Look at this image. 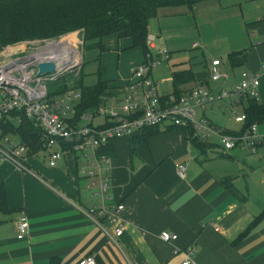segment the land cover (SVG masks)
<instances>
[{"label":"crops","instance_id":"crops-1","mask_svg":"<svg viewBox=\"0 0 264 264\" xmlns=\"http://www.w3.org/2000/svg\"><path fill=\"white\" fill-rule=\"evenodd\" d=\"M227 2L229 6L239 4L240 14L227 15L228 27L221 37L214 38L216 49L205 70L173 59L165 51L167 61L152 67L149 76L164 99L174 91L184 94L202 83L217 93L226 85L237 84L242 71L257 73L254 124L264 134V0ZM168 8H160L157 15L185 11ZM152 21L148 35L154 34L155 44L164 50L158 42L160 31L154 26L158 23ZM119 39L126 41L123 49L127 52L118 49L116 72L110 73L104 66L113 55H106L109 48L105 38L97 70L116 93L103 97L94 112L83 114L78 121L67 112L71 123L104 126L107 120L97 112L121 104L126 85L134 81L131 69L146 59L139 47L131 46L129 38ZM242 50L245 57L232 65L229 55ZM151 53L156 56L155 51ZM214 70L226 73L227 80H210ZM184 71L192 73L188 81L174 85L173 73ZM239 101L231 98L226 103L233 110L234 105L243 107ZM215 104L217 101L208 105L210 111ZM210 111L202 110L199 118L231 131L221 127V121L210 119ZM233 123L239 127L232 131L239 130L241 123ZM199 141L200 149L183 130L169 125L110 140L111 155L107 156L111 184L105 202L91 196L88 178L77 177V169L86 162L78 153L63 154L50 168L47 152L38 151L40 156L26 157L27 172L8 162L0 163V184L5 187L10 209L0 212V264H79L88 256L94 257V264H180L188 247L195 249L196 264H264V145L252 153L240 146L223 151L216 136ZM180 163L185 165L183 178L176 174ZM118 203L123 205L119 237L113 236L108 221H103L105 234L82 212L102 204L112 208ZM21 216L27 218L29 228L27 236L18 239L16 222ZM164 231L175 234L176 239L162 241L159 234Z\"/></svg>","mask_w":264,"mask_h":264},{"label":"built area","instance_id":"built-area-1","mask_svg":"<svg viewBox=\"0 0 264 264\" xmlns=\"http://www.w3.org/2000/svg\"><path fill=\"white\" fill-rule=\"evenodd\" d=\"M155 36L147 35L146 41L149 52L146 60L131 69L134 79L125 87L120 110L114 107L104 108L97 113L107 121L104 126L71 123L66 113L74 115L73 102L80 98V92L67 88L60 96H51L47 85L68 75L77 77L83 63L82 52L70 40H31L16 46L9 45L0 50V127L3 123L21 121V117L29 119L33 126L38 127L43 139V148L47 152V165L56 166L63 154L83 155L86 162L84 167L77 169V174L88 178L87 188L93 197L102 202L108 200L110 189V165L108 156L100 153L99 149L117 137L132 136L133 134L151 127L177 126L190 127L194 136L203 140L216 136L223 151L236 146L255 152L258 146L264 145V134L256 130V124H250L239 134H229L223 129L203 118H196V108L203 110L206 106L219 101L234 98L239 101L244 96L257 99L258 74L250 71L240 73V81L231 89H219L212 93L206 85H198L188 92L175 96L170 94L162 101L149 71L162 61H167L168 54L155 44ZM194 42L192 47H197ZM156 52V56L152 55ZM28 57L26 62L17 59ZM52 62L54 70L39 73L38 65ZM212 81H226L227 74L214 70L210 74ZM73 81V80H71ZM71 84V82H70ZM69 84V85H70ZM234 121L242 123L244 114L233 113ZM69 146V150L63 149ZM27 147L8 140L0 134V163L8 162L19 171H28L26 165ZM185 165L176 166V174L184 177ZM123 210L121 203L110 208L91 207L82 212L93 220L102 232L108 234L104 220L112 225L113 236L119 237L123 230L119 214ZM28 221L21 216L16 222V237L23 239L28 234ZM159 238L164 242L176 239L175 234L161 232ZM176 251V250H175ZM195 249L188 247L184 250V258L180 264H196ZM79 264H94V257L88 256Z\"/></svg>","mask_w":264,"mask_h":264},{"label":"trees","instance_id":"trees-1","mask_svg":"<svg viewBox=\"0 0 264 264\" xmlns=\"http://www.w3.org/2000/svg\"><path fill=\"white\" fill-rule=\"evenodd\" d=\"M196 1L198 0H0V47L25 39H40L56 36L73 29H82L84 43L90 47L89 49L96 50L98 53L102 52L104 50L102 40L110 35H116L118 38H129L131 46L139 47L146 58V54L149 52L146 45L148 25L150 19L157 16V11L164 7H191ZM244 57L245 51H236L229 55V60L233 65ZM189 75L192 73L188 71L173 73V84L177 85L179 82L188 81ZM97 76L96 83L92 85H84L81 71L79 77L77 76L81 78L76 77L78 82L74 84L69 85L67 82L71 75L62 77L47 85L49 95L60 96L67 88L78 90L80 98L73 106L74 117L78 121L83 114L94 112L102 98L114 92V89L101 79L99 71ZM203 84L206 83L201 85ZM173 94L181 95L176 91ZM256 101L257 99L247 95L240 98L239 102H243L242 112L245 120L237 131H222L239 134L250 124L255 123ZM13 124L14 122L3 123L1 125L3 134L8 131L16 133L19 137L18 143L27 147V156L44 150L41 131L38 127L33 126L29 119L21 117L18 126ZM171 127L183 130L188 138L194 141L195 146L201 148L202 142L194 136L190 127ZM157 128L158 126L148 129L157 130ZM109 142L99 149L100 153L111 155ZM133 143L134 140H132ZM62 148L69 150V146L66 145H63ZM77 177L80 178L78 174ZM9 211L5 187L0 184V212L7 213ZM246 231L247 229L244 233Z\"/></svg>","mask_w":264,"mask_h":264},{"label":"rangeland","instance_id":"rangeland-1","mask_svg":"<svg viewBox=\"0 0 264 264\" xmlns=\"http://www.w3.org/2000/svg\"><path fill=\"white\" fill-rule=\"evenodd\" d=\"M227 1L230 0H198L194 4H192L190 8L187 6H177L168 8L170 10L178 8L185 9L184 13L181 14L176 12V14L172 15L159 16L158 13L157 16L152 18V22H156L159 24L154 26L157 28V30L160 31L161 40L158 39V42L163 46L164 51L169 52L170 56H172L173 59L177 57L181 61H184L187 65L192 64V67L203 68V70H205V64H207L206 61L209 63V60L212 59L211 55L214 54V48L216 49V46L214 47L213 44L214 40L216 38L221 37L223 35V32L228 27L229 17L227 15L233 16L236 12L237 14H240L239 4H237L236 6H229L231 4H229V2ZM215 5H217V8H214ZM149 35L153 36L154 34L149 33ZM48 39H57L63 41L70 40L72 42L71 44H75L78 47V50L82 52L83 55L81 77L83 79L84 85L89 83V81L95 82L97 78V74L95 72H97V70L99 69L98 65L100 63V58H98V52L96 50L89 49L90 47L85 45L82 29H73L56 36L45 37L40 39L21 40L11 44L3 45L2 47H0V50H2V48H5L8 45L10 47H13L25 41ZM212 39L213 41H211ZM194 41L198 44L197 47H191V43ZM105 42L107 45L106 47L109 48V52L106 55H109V53L113 55H109V59H107L106 64L104 66H107L110 73H115L117 53L119 52L118 49L120 48V52H127V50L123 49V47H125L126 41L120 40L116 35H110L105 38ZM146 45L148 47L147 41ZM218 64L219 67L222 69L220 62H218ZM77 78L71 76L68 79L74 81L68 80L67 82L69 84L70 82L71 84H74L78 82V79H80ZM227 86L228 85L224 86L223 88L229 90L233 87L230 86V88ZM113 93H116V90H114L112 94ZM75 104L76 102H73L72 106H74ZM114 107L115 109L120 110L121 105L118 104ZM208 108L209 106H206L204 108L205 111H207V114L211 109ZM201 111L202 110L200 108H196V118H199L201 116ZM241 111L242 107L240 105H234L233 110H231L230 106L226 103V100H219L217 101V104L212 107V110L209 114V118L216 119L215 121L217 122L221 121L222 123H224V125L221 127H230L229 129L233 130L238 128L239 125L237 124L236 126L231 124L234 122L232 120L234 119L232 113L235 112L239 115ZM19 123V120H15L13 125L18 126ZM4 133L5 137L8 140L14 143L19 142V137L16 133H13L12 131ZM0 134H3L2 127H0ZM211 139L210 140L213 143H216V141L214 140L215 138ZM38 155L40 156V154ZM84 193L85 192H82V197L85 198Z\"/></svg>","mask_w":264,"mask_h":264},{"label":"water","instance_id":"water-1","mask_svg":"<svg viewBox=\"0 0 264 264\" xmlns=\"http://www.w3.org/2000/svg\"><path fill=\"white\" fill-rule=\"evenodd\" d=\"M28 57H22L17 59V62H26L28 61ZM39 73H47L54 70V64L52 62H44L38 65Z\"/></svg>","mask_w":264,"mask_h":264}]
</instances>
